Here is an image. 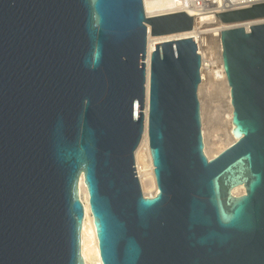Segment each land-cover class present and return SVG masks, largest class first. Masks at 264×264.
Returning a JSON list of instances; mask_svg holds the SVG:
<instances>
[{"label": "water", "instance_id": "obj_1", "mask_svg": "<svg viewBox=\"0 0 264 264\" xmlns=\"http://www.w3.org/2000/svg\"><path fill=\"white\" fill-rule=\"evenodd\" d=\"M216 16L235 141L209 158L194 38L146 63L149 37L192 16L0 0V264H86L82 180L103 264H264V2ZM146 130L155 196L136 166Z\"/></svg>", "mask_w": 264, "mask_h": 264}, {"label": "bare ground", "instance_id": "obj_2", "mask_svg": "<svg viewBox=\"0 0 264 264\" xmlns=\"http://www.w3.org/2000/svg\"><path fill=\"white\" fill-rule=\"evenodd\" d=\"M181 1L182 0H159V1L145 0L146 14L152 17V16H156L160 14L173 12L174 9L181 7L180 8L181 11L187 12L188 14L196 17L197 28L200 31L196 33L195 36L203 40H204V37H206L207 39L210 40L212 39L211 36H209L210 34L220 32L221 29H223L222 27H218L219 25H221V22L219 18L216 16V14H219L221 11L228 9V8L238 7L239 2L241 0H205V3H204L205 5L203 6H206V7L203 9L185 8L184 1L182 2ZM179 3H181L182 6H178ZM228 4H230L231 6ZM191 34L192 33H184V34L177 35V36L149 37L148 54H147V60H146L147 67L149 68L150 56L152 52L155 50L156 44H159L160 42H165L172 38L188 37V36H191ZM209 47L210 49L208 52L210 54V52L213 49L212 43L211 45H209ZM221 57H222V47L219 46L218 55L216 58L217 60L214 61L215 63L214 62L212 63L213 68H214L212 70V75L215 77L216 80H219L220 82H222L223 85H225V92L227 94V97L224 101L226 103L227 112L224 113L223 120H225V122L230 125V129L233 130V125H232L233 109L231 106L230 89L227 86V78H226V74L223 68ZM204 63L205 61H203V66H202V71H201L202 81H204V77L206 76L204 74L205 73ZM203 134H204L205 143H206V154L208 155V139H207L205 130H203ZM225 137L227 138V140L231 139L232 142L235 141L234 137L232 136V132L231 134L229 132V134H227ZM225 139L223 140L222 138L213 137L210 140V142L214 145H218L219 143L225 141ZM144 157L147 158L146 160H148V162L147 164L141 166L140 161L141 159L144 160L143 159ZM208 157L211 158L209 155ZM150 160L151 158H150V150H149V139H148V133L146 130L142 143L138 151L136 152V166H137V172H138L143 190H145L147 186H150L151 188H153L152 190H154L153 192L154 195H150V196H155L158 193V188L156 186V180L154 177L153 167H152ZM239 190H242L241 193L245 192L243 187H239L233 191L234 195L241 194V193H238ZM144 194L148 196V194L146 193ZM80 195H81V200L85 208V219H84L83 229H82V255H83V258L86 264H103L100 258L98 240L96 237V231L94 227V220L91 214V209H90V204H89L88 191H87V188L83 180L80 182Z\"/></svg>", "mask_w": 264, "mask_h": 264}, {"label": "rangeland", "instance_id": "obj_3", "mask_svg": "<svg viewBox=\"0 0 264 264\" xmlns=\"http://www.w3.org/2000/svg\"><path fill=\"white\" fill-rule=\"evenodd\" d=\"M226 26L227 25L221 22V25H219L218 27L225 28ZM211 42L213 49L210 54L209 52L206 53V58L211 63H209V68L205 70L204 74L206 76L204 77V81H202L200 85L199 95L202 104L203 130H205L208 139V155L211 158H215L219 154V152H222L231 144L232 140L228 139V141L225 136L229 134V132L231 134L232 130L230 129V125L227 124L225 120H223V115L227 112L226 103L224 101L227 97V94L225 92V85H223L222 82H220L219 80H216L215 77L212 75V70L214 69L212 63L217 60L216 58L218 55L219 45L217 44V42H215V40H212ZM213 137L222 138L223 140L225 138L226 139L218 145H214L210 142ZM143 159L144 160L141 159L140 161L141 166L147 164L148 162V160H146V157H144ZM149 187L150 186H147L145 190H143L144 193L148 194V196L154 195V190H152L153 188ZM241 191L242 190H239L238 193H241ZM242 194H244V192L236 195L240 196Z\"/></svg>", "mask_w": 264, "mask_h": 264}, {"label": "built area", "instance_id": "obj_4", "mask_svg": "<svg viewBox=\"0 0 264 264\" xmlns=\"http://www.w3.org/2000/svg\"><path fill=\"white\" fill-rule=\"evenodd\" d=\"M150 1H159V0H150ZM182 1H184V3H185V8H190V9H203V8H205L206 6H203V5H205L204 3H205V0H182ZM181 1V2H182ZM178 2V1H177ZM261 2H264V0H241L240 2H239V5H238V7H234V8H228V9H225V10H223V11H221L220 13H222V12H225V11H228V10H232V9H235V8H241V7H247V6H251V5H253V4H256V3H261ZM144 5H145V0H144ZM178 6H182V4L181 3H179V5ZM181 7H178L177 9H174L173 10V12H170V13H165V14H172V13H178V12H184V11H181V9H180ZM187 13V12H186ZM219 13V14H220ZM188 14V13H187ZM160 15H164V14H160ZM190 15V14H189ZM156 16H159V15H156ZM190 16H192L193 18H194V27H193V30L192 31H190V32H187V33H192L191 34V36H188V37H180V38H172V39H170V40H167V41H165V42H171V41H175V40H182V39H189V38H194V41H195V44H197V49H198V53H199V55L201 56V58H202V66H203V61H205V70L207 69V68H209V63H211L209 60H207V58H206V53L209 51V49H210V47H209V45H211V41L212 40H215V42H217V44L219 45V46H221L222 47V45H221V32L226 28H223V29H221V31L220 32H216V33H213V34H210L209 36H211V38L212 39H207L206 37H204V40L203 39H200V38H198L197 36H195L196 35V33H198L200 30L197 28V20H196V17L195 16H193V15H190ZM261 23H264V20H262V21H260ZM259 22V23H260ZM254 24H257V22H250V23H245L243 26L247 29V30H249V28L251 27V26H253ZM181 34H184V33H181ZM181 34H175V35H170V36H177V35H181ZM164 37H166V36H164ZM199 41H200V43H199ZM160 43H162V42H160ZM201 52H202V54H201ZM202 71V70H201Z\"/></svg>", "mask_w": 264, "mask_h": 264}]
</instances>
